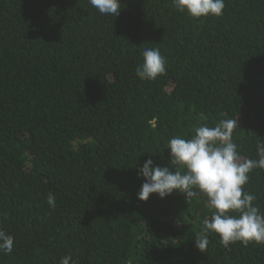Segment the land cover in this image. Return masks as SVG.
<instances>
[{
	"label": "trees",
	"instance_id": "1",
	"mask_svg": "<svg viewBox=\"0 0 264 264\" xmlns=\"http://www.w3.org/2000/svg\"><path fill=\"white\" fill-rule=\"evenodd\" d=\"M144 47L167 60L154 81L135 73ZM235 118L232 141L256 159L264 0L200 19L171 0H121L118 17L89 0H0V229L15 238L0 264H264V244L216 233L199 251L205 195L137 198L147 159L183 171L171 137ZM244 189L264 213V169Z\"/></svg>",
	"mask_w": 264,
	"mask_h": 264
},
{
	"label": "clouds",
	"instance_id": "2",
	"mask_svg": "<svg viewBox=\"0 0 264 264\" xmlns=\"http://www.w3.org/2000/svg\"><path fill=\"white\" fill-rule=\"evenodd\" d=\"M101 15L118 17L121 0H89ZM177 11L186 13L193 19L223 15L225 0H171ZM142 63L135 69L142 81H154L166 72L167 60L159 47L141 49ZM239 126L237 118L223 119L215 126L198 125L193 134L185 138L171 137L167 142L170 149V165L159 166L149 158L138 169L144 178L137 198L147 201L151 194L160 199L174 191L183 193L186 200L198 195L207 197V205L213 209L210 217L201 222V234L195 237V245L201 252L207 250L208 234H218L220 243L264 244V213L254 205L257 199L244 189L249 174L257 168L264 169V143L257 144V158L242 157L232 135ZM49 205L55 197L48 196ZM232 213H238L234 215ZM14 236L0 229V253L10 254L14 247ZM59 264H76L71 255L60 258Z\"/></svg>",
	"mask_w": 264,
	"mask_h": 264
}]
</instances>
